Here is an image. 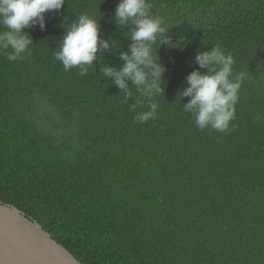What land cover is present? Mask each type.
<instances>
[{
    "label": "trees",
    "instance_id": "1",
    "mask_svg": "<svg viewBox=\"0 0 264 264\" xmlns=\"http://www.w3.org/2000/svg\"><path fill=\"white\" fill-rule=\"evenodd\" d=\"M118 2L66 0L25 29L30 55L0 52V202L80 264H264V0H148L168 28L154 45L164 92L144 123L146 98L101 72L131 43ZM81 13L115 42L84 76L54 58ZM216 45L246 72L227 133L199 129L179 96Z\"/></svg>",
    "mask_w": 264,
    "mask_h": 264
},
{
    "label": "clouds",
    "instance_id": "2",
    "mask_svg": "<svg viewBox=\"0 0 264 264\" xmlns=\"http://www.w3.org/2000/svg\"><path fill=\"white\" fill-rule=\"evenodd\" d=\"M66 0H0V52L10 61L22 60L31 54L33 40L25 31L33 27L45 28V15L60 12ZM119 26L129 27L131 43L126 52H119L121 67L104 66L103 76L124 91L125 97L133 95L129 82L141 97L146 98L147 110L135 115V121L144 123L156 118L158 104L155 100L164 92L161 80L165 68L159 63L154 45L167 30L165 19L151 12L148 0H119L113 12ZM101 18V17H100ZM99 18V19H100ZM99 19L81 13L64 28L59 50L54 52L65 72L76 68L84 76L98 53L115 47V42L102 38ZM197 69L186 77L187 87L179 96L188 97L183 104L195 125L227 133L235 119L236 104L246 72H234V58L219 45L199 51L195 56ZM204 69L205 71H200Z\"/></svg>",
    "mask_w": 264,
    "mask_h": 264
},
{
    "label": "water",
    "instance_id": "3",
    "mask_svg": "<svg viewBox=\"0 0 264 264\" xmlns=\"http://www.w3.org/2000/svg\"><path fill=\"white\" fill-rule=\"evenodd\" d=\"M0 264H80L24 213L0 202Z\"/></svg>",
    "mask_w": 264,
    "mask_h": 264
}]
</instances>
